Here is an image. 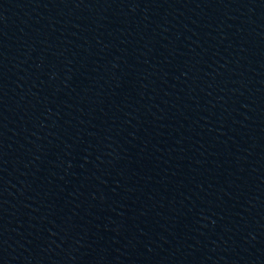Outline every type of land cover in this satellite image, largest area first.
Segmentation results:
<instances>
[{
  "label": "water",
  "instance_id": "95a60500",
  "mask_svg": "<svg viewBox=\"0 0 264 264\" xmlns=\"http://www.w3.org/2000/svg\"><path fill=\"white\" fill-rule=\"evenodd\" d=\"M131 0H0V51L104 14Z\"/></svg>",
  "mask_w": 264,
  "mask_h": 264
}]
</instances>
